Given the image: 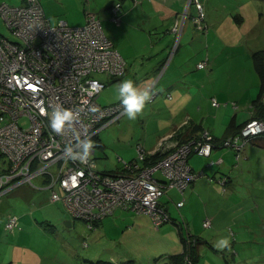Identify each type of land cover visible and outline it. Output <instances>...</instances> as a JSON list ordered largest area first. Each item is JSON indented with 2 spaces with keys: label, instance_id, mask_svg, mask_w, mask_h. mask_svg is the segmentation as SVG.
Wrapping results in <instances>:
<instances>
[{
  "label": "built area",
  "instance_id": "1",
  "mask_svg": "<svg viewBox=\"0 0 264 264\" xmlns=\"http://www.w3.org/2000/svg\"><path fill=\"white\" fill-rule=\"evenodd\" d=\"M189 1L203 20L200 1ZM120 7L115 2L108 8L114 23L120 21ZM0 19L15 39L0 34V154L7 165L0 173V196L40 177L50 201L60 203L70 217L83 220L89 229L116 209L148 214L156 228L172 221L161 197L170 187L183 193L203 175L202 170L191 169L188 156L196 152L210 157V132L202 130L199 137L177 142L161 140L156 151H162V156L147 165L141 164L146 150L139 143L135 159L119 158L122 172L118 174L99 171L94 148L84 161L65 158L66 146L75 148L77 139L94 142L102 128L123 115L119 101L101 105L97 97L106 85L99 75L121 77L125 61L94 13H87L80 26H70L64 20L51 23L39 0H23L22 5L0 3ZM207 60L196 66L206 69ZM150 88L153 99L157 90ZM58 104L76 113L73 126L63 135L52 132L45 114ZM212 104L218 105L214 98ZM232 106L236 108L234 102ZM262 134L264 120L251 118L221 145L232 148L238 158L245 145ZM208 162L220 163L221 159ZM156 172L163 179L155 176ZM217 181L223 184L225 178ZM175 205L181 207L183 200ZM180 222L185 223L183 218ZM209 224L210 220L204 219L203 226ZM3 226L11 233L21 229L14 214L7 216Z\"/></svg>",
  "mask_w": 264,
  "mask_h": 264
},
{
  "label": "crops",
  "instance_id": "2",
  "mask_svg": "<svg viewBox=\"0 0 264 264\" xmlns=\"http://www.w3.org/2000/svg\"><path fill=\"white\" fill-rule=\"evenodd\" d=\"M13 1L16 2L11 5L23 4V0ZM90 1L85 0L90 8L83 10L79 20L67 19L68 22L64 21L70 26L83 25L86 14L95 11L91 7ZM114 1H120L121 12L119 23L111 21L115 28L111 42L125 61V72L118 79L106 77L107 82L117 80L119 83L128 79L130 74H126V70L133 62L132 71L135 74L129 79L135 81L141 88L152 86L157 90V94L136 120L124 117L117 120H122L123 123L117 136V140H122V142L118 141V149H112L113 154L118 155L116 153H119L116 156L117 161H115L116 157L110 160V151H107L105 147L107 144L103 136L106 134L105 129L100 132L99 136L97 135L94 140V156L99 171L109 174L121 173L122 166L119 163V158L135 159L136 145L139 143L146 150L144 162L141 163L145 165L151 159L162 156V151H156L161 140L177 142L199 137L202 130H208L214 138L210 157L205 158L196 152H191L188 156L191 169L193 171L202 170L204 173L186 187L183 193L173 187L166 189L161 200L166 206L170 218L175 222L167 221L158 228L153 225L148 214H136L124 209H116L112 214L96 222L92 229H89L83 220H72L73 218L63 211L69 218H72L71 220L65 219L66 217L63 216L64 223L69 221V224H65L64 227H61L60 223L57 225L47 224L52 226V230L49 231L36 219L29 218L27 214H22L21 217L14 214L19 221H22H20L21 229L11 234V232L5 231L2 226L4 229L2 231L5 233L3 232L4 235L0 237V264H5L3 259L6 257L11 258V264H157V262L173 264V258L180 255L183 250V236L189 234L197 238L204 237L212 245L211 248L206 242L207 247L203 244L199 246V254L205 253L204 264H231L214 247L217 239L227 235L226 227L231 225L229 224L231 220L235 222L237 219L236 216L231 217L230 209L237 212L243 211L244 201L251 200L252 197L256 202L257 199L264 201V198L257 196L260 194L261 187L257 188L256 195L253 191L256 189L255 187L250 192L243 190L238 180V174H241L242 169L250 163L245 160V152L247 155H251L257 153L255 148L264 150V147L254 142L260 139L252 140L250 143L253 146L246 144L238 159L235 158V151L232 148H224L221 145V141L227 135L236 131L240 124L251 118L254 113L251 102L244 103V110L241 112L231 111L226 106L230 104L235 109L232 102L238 106L234 101L237 98L235 93L227 94L220 90L215 92V90L206 89V81H204L206 76L201 75L202 69L196 66L197 62L206 57L210 60L206 36L196 37L189 31V25L185 27L187 31H182L180 39L174 44L175 60L171 69H169L170 67L166 69L163 64L164 60L160 62L159 58L152 55L154 60L146 65V75L142 78L138 77L139 67L135 66L137 57H142L149 49V45L146 43L148 40L143 31L146 23L156 20L157 15H160L166 22H171L170 26L173 25V31L181 9L187 5L191 7L192 4L189 3V0H102L99 12L94 13L100 22L103 18H109L108 7ZM201 1L207 8V0ZM39 3L49 21L57 17V12L52 9V0H43L42 4L39 0ZM208 13L209 10L206 9L205 15ZM259 20L264 23V15ZM151 26L154 28L155 24ZM131 37L132 39L129 40ZM150 56L151 54L148 57ZM177 67L187 69L191 67L193 70L192 72L185 70L179 72ZM200 80H203L204 84L201 89H196L194 83H200ZM251 97H253L251 99L255 98L252 95ZM213 98L216 101V98L228 99L230 103L220 104L217 101L218 105H212ZM239 99L241 100V97ZM116 101L118 100L115 97L111 103ZM222 105L225 109L219 108ZM231 120L235 123L233 127L229 126ZM126 125L128 126L126 127ZM131 127L132 130H130ZM97 148L99 150L96 153ZM99 155L103 163L98 162ZM125 155L128 159L122 158ZM219 158L221 159L220 163L208 162V160L217 161ZM190 161H192L191 164ZM221 176L225 178L223 184L217 181ZM210 177L214 179H210ZM42 183L43 179L40 178V183L37 185L31 183L32 189L23 187L21 189L22 196L32 198L35 195L43 194L50 201L49 193L43 188ZM180 200H183V205L177 208L175 203ZM254 200L247 205L259 210L260 204H254ZM229 204L233 207H228ZM255 205L256 207H254ZM205 217H209L211 220V227L207 229L202 226ZM181 218L189 225L188 229L185 227L181 229L178 226V221ZM241 232L238 230L237 235L239 236Z\"/></svg>",
  "mask_w": 264,
  "mask_h": 264
},
{
  "label": "rangeland",
  "instance_id": "3",
  "mask_svg": "<svg viewBox=\"0 0 264 264\" xmlns=\"http://www.w3.org/2000/svg\"><path fill=\"white\" fill-rule=\"evenodd\" d=\"M199 1L204 11L203 20L198 19V9L195 7V4L192 3L191 7L187 5L181 9L180 14L177 16L176 30L172 31L173 25L170 26L171 22H166L164 17L160 15H157L156 20L146 23L143 31L146 34L145 37L148 40L146 43L149 45V49L148 52L146 51L145 55L137 57L135 66L139 67L137 70L139 71L138 77L142 78L146 75V65L154 60L152 55L159 58L160 62L164 60L163 64L166 69L169 67V69H171L175 60L174 44L180 39L181 32L187 31L185 27L189 25V31L195 34L196 37L206 36L210 63L208 67L202 69L203 72H201V75L206 76L204 80L206 81V89L209 91L215 90V92L220 90L227 94L231 92L233 94L235 93L234 95L237 98L234 101L238 104L235 109L230 106V101L228 99H216L220 104L227 102L229 105L226 107L231 109V111L241 112V110H244V103L248 101L251 102V98H253L251 95L256 97L259 91L260 81L252 65L251 53L258 49H264V23L259 20V18L264 15V0H207V8L202 4L201 0ZM2 2L12 4L16 1L0 0V3ZM40 2L42 4L43 0H40ZM90 4L91 7L94 8L93 10H95L90 12L98 13L102 0H91ZM52 5V9H55L58 15L56 18L50 20L51 23H56L59 20L67 21V19L71 21L79 20L83 10H89L90 8L85 0H52ZM206 9L209 10L208 15H205ZM111 21L110 17L103 18L101 21L104 33L110 40L111 36L115 34L113 21ZM152 24H155L154 28H151ZM0 34L10 40H15L1 19ZM130 39H132V37L129 38V40ZM169 45L171 46L170 48ZM150 54L151 56L148 57ZM130 64L128 69L126 67V74H130L128 75V79L135 74V72L132 71L133 62ZM177 70H179V72L183 70L192 72L193 69L191 67L188 69L177 67ZM99 78L106 81V85L99 93L97 102L101 105H107L113 102L116 97L114 89L118 81L110 80V82H107V78L104 75H99ZM204 81L200 80V83L195 82V88L201 89ZM240 97L241 100L239 99ZM219 108L225 109L223 105ZM145 113L149 114L150 112ZM122 117L127 118L123 114L118 119ZM118 119L109 123L98 133L99 136L100 132L105 129L106 134L103 136L107 143L105 147L107 151H110V160L119 155V153H116L118 155L113 154L112 149H118V141L122 142V140H117L118 133L123 126L122 120L117 121ZM22 122H24V120H22ZM127 126L128 125H126V127ZM130 130H132V127ZM256 139L264 140V134L256 137L254 140ZM247 144L253 146L250 142ZM98 150L97 148L96 153ZM255 151H257V153L251 155H247L245 152V160L250 161V163L248 164L249 166L247 165L242 169L241 174H238V180L243 190L250 192V190L255 187L256 189H253V191L256 195L258 191L257 188L261 187L260 194L257 196L264 198V156H262L264 150L255 148ZM123 157L128 159L126 155L122 156V158ZM115 159V161H117V157ZM4 160L5 157L0 155V173L1 169L7 166ZM98 162L103 163L100 155ZM119 163L121 164V162ZM191 163L192 161H190V164ZM196 171H198V169H196ZM154 175L159 176L160 174L156 172ZM38 183H40V177H36L32 180V185H37ZM32 185L24 184L0 196V237L5 233L2 231V226L9 214H16L19 217H21L22 214H27L29 218L36 219L38 223L47 228L48 231L52 230V226H48L47 224L57 225L60 223L61 227H64V218L72 219L64 214L65 212L63 213L64 210L60 203L50 202L47 200V196L45 197L43 194L35 195L32 198L23 197L21 189L23 187L32 189ZM253 200L254 198L252 197L251 200L244 201L243 211L240 210L237 212L232 208L230 209L231 217L236 216L237 218L235 222L231 220L229 223L231 225L226 227L227 236L231 237V250L229 251L226 249L224 252L227 262L231 264H264V201L257 199V203L256 200H254V204H260L259 210H256L257 208H251V206L247 205V203L253 202ZM256 205L254 207H256ZM228 207H233V205L230 206L229 204ZM72 220L82 221L74 218ZM238 230L242 231L239 236L237 235ZM204 259L205 253H201L199 259L195 261V264H204ZM3 260L5 264H11L10 257H6Z\"/></svg>",
  "mask_w": 264,
  "mask_h": 264
},
{
  "label": "clouds",
  "instance_id": "4",
  "mask_svg": "<svg viewBox=\"0 0 264 264\" xmlns=\"http://www.w3.org/2000/svg\"><path fill=\"white\" fill-rule=\"evenodd\" d=\"M192 4V2L189 1ZM115 95L123 108V114L129 120H136L147 104L151 101L153 92L150 87H139L132 79H124L115 86ZM49 120V127L57 135H63L73 126L76 119V113L64 108L62 105H56L50 113H45ZM76 147L66 146L64 156L72 160H86L92 149L95 147L90 138L77 139ZM218 251L231 250V237L221 236L214 243Z\"/></svg>",
  "mask_w": 264,
  "mask_h": 264
},
{
  "label": "trees",
  "instance_id": "5",
  "mask_svg": "<svg viewBox=\"0 0 264 264\" xmlns=\"http://www.w3.org/2000/svg\"><path fill=\"white\" fill-rule=\"evenodd\" d=\"M115 2H119L120 1H115ZM114 2V3H115ZM114 3H112L111 5H113ZM121 4V3H120ZM110 5V6H111ZM109 6V7H110ZM108 7V8H109ZM120 12H121V7H120ZM208 59V58H207ZM251 60H252V65H253V68L256 72V74L258 75V78H259V81H260V84H259V91L256 95V97L254 99L251 100V108L253 109L254 113L253 115L251 116V118H258V119H262L264 120V49H258V50H255L252 52L251 54ZM208 61V65H209V60ZM207 65V67H208ZM198 68V67H197ZM201 69V68H200ZM213 105V104H212ZM237 107V106H236ZM249 118V119H251ZM248 119V120H249ZM247 120V121H248ZM246 123V121L243 123V124H240L239 125V128L230 133L229 135L231 134H235L236 132L239 131V129ZM230 127H233L235 126V123L233 120H231V123L229 124ZM227 135V136H229ZM226 138V137H225ZM224 138V139H225ZM183 140H186V139H183ZM182 141V140H181ZM213 141H214V138H213ZM223 141V140H222ZM221 141V142H222ZM255 143H257L259 146H262L264 147V140H259V141H254ZM236 154V152H235ZM242 154V153H241ZM1 155V154H0ZM241 157V155H240ZM159 157H155L153 159L150 160V162L146 163L145 165L147 164H151L153 162H155ZM209 158V157H208ZM236 158V156H235ZM239 158V157H238ZM236 158V159H238ZM5 162V161H4ZM144 162V161H143ZM122 166V164H121ZM3 170V169H1ZM160 174V173H159ZM161 176V175H160ZM159 178V176H157ZM213 178V177H212ZM160 179H163V177L161 176ZM214 179V178H213ZM190 185V184H189ZM188 185V186H189ZM187 186V187H188ZM186 189V188H185ZM184 189V190H185ZM184 192V191H183ZM162 202V200H161ZM163 203V202H162ZM209 219V217H205L204 219ZM203 219V221H204ZM184 220V219H183ZM203 221H202V226H203ZM172 222H175V221H172ZM178 226L183 229V227H185L186 229H188L189 225L188 224H185V223H181L180 220L178 222ZM181 223V224H180ZM211 227V220H210V224L209 226H203V228L207 229ZM206 242L208 243L207 240H205L204 237H199L197 238L196 236H193V235H184L183 236V250L181 252L180 255H176L174 258H173V264H188V261L189 260L191 262V264H195V261L197 259H199L200 257V254H199V246L201 244L205 245L206 246ZM209 246L212 248V245H210V243H208ZM221 254H223V256L225 257V252L223 251H220ZM226 260V258H225ZM227 261V260H226ZM157 263H160V262H157ZM229 263V262H228ZM110 264V263H109ZM160 264H163V263H160Z\"/></svg>",
  "mask_w": 264,
  "mask_h": 264
},
{
  "label": "water",
  "instance_id": "6",
  "mask_svg": "<svg viewBox=\"0 0 264 264\" xmlns=\"http://www.w3.org/2000/svg\"><path fill=\"white\" fill-rule=\"evenodd\" d=\"M65 224L68 225L69 224V221H66Z\"/></svg>",
  "mask_w": 264,
  "mask_h": 264
}]
</instances>
